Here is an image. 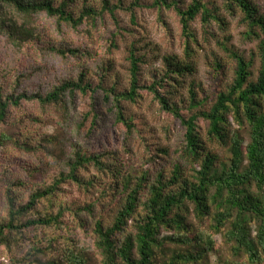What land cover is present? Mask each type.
<instances>
[{
  "label": "rangeland",
  "instance_id": "rangeland-1",
  "mask_svg": "<svg viewBox=\"0 0 264 264\" xmlns=\"http://www.w3.org/2000/svg\"><path fill=\"white\" fill-rule=\"evenodd\" d=\"M132 1L135 0H123L125 5ZM154 1L138 0V6L131 10L117 9L113 15L102 11L92 24L83 23L76 29L65 23L57 25L55 19L45 13L26 19L18 17L19 23L28 21L29 25L25 26L39 39L20 43L0 34V88L5 94L45 93L83 69L94 84L104 75L103 85L115 84L119 90L129 88V56L133 47L134 54L141 57L138 84L147 87L158 83L155 84L157 91L176 104L181 115L188 117L208 110L217 94L232 84L236 62L223 45L239 52L249 62V79L257 78L258 43L264 35L260 33L258 38L247 35V23L239 7L229 8L223 0H210L208 7L215 8L221 20L209 19L204 23L198 15L190 23L195 40L187 55L179 15L173 7L155 5ZM176 1L179 6L192 2ZM251 1L258 13L264 15V0ZM101 2L75 0L71 9L76 14L84 5L99 10ZM48 45L88 49L93 58L62 57L49 50ZM166 56L191 62L194 72L166 78L163 66ZM190 91L197 101L193 107ZM138 92L135 102H120L124 114L131 118L130 130L116 120L112 100H106L101 89L85 94L76 92L74 101L65 95L63 108L42 106L34 100H22L18 106H9L5 120L0 123V221L7 216L6 189H11L18 203H25L33 189L50 185L61 171H68L67 161L75 158L77 150L86 156H96L99 164L90 162L78 168L83 184L69 179L59 183L52 197L41 199L35 209L20 217L23 222L44 213L61 211L57 225L13 232L7 243L0 245V264H67L69 250L84 251L90 264H104L95 246L93 224L96 220L111 224L124 203L126 193L121 183L127 173L132 174L133 182L142 173L147 174V180L138 190L134 220L116 236L118 241L128 233H136L135 219L144 215L146 209L142 201L158 175H162L163 181L169 180L175 165L179 164L181 176L194 180L198 166H193L182 153L184 127L180 119L163 110L150 90ZM232 124L235 130L237 126ZM196 125L205 145L216 155L215 165L227 164L231 156L229 147L207 139V121L202 116L196 119ZM240 134L245 146L247 131L240 129ZM2 135H9L11 140H2ZM163 188L168 191L176 189V185L168 182ZM187 220L199 229L207 228L208 221H198L192 213ZM171 233L161 229L159 238ZM212 238L215 250L208 253L207 263L233 260L231 242L224 238L223 231L213 233ZM163 245V250L155 249V264L171 251L184 249L168 241Z\"/></svg>",
  "mask_w": 264,
  "mask_h": 264
},
{
  "label": "trees",
  "instance_id": "trees-1",
  "mask_svg": "<svg viewBox=\"0 0 264 264\" xmlns=\"http://www.w3.org/2000/svg\"><path fill=\"white\" fill-rule=\"evenodd\" d=\"M203 1L192 0L186 6H179L176 0L154 1L155 5L173 7L179 15L182 32L186 38L187 55L191 50V42L195 40L190 23L198 15L204 23H208L209 19L221 20L215 13V8L208 7L210 0ZM223 1L229 8L237 6L242 10L248 27L247 35L257 38L260 33L264 35V15L258 13L251 0ZM73 3L75 0H62L57 3L54 0H0V34L20 43L30 39L38 40L37 35L34 36L32 30L25 26L28 21L19 23L18 17L26 19L38 13H45L54 18L57 25L65 23L76 29L83 23L92 24L102 11L113 15L117 9L131 10L139 4L138 0L132 1L130 5H125L123 0H102L101 9L84 5L76 14L71 9ZM111 43L115 46L114 42ZM223 47L236 62L232 84L226 91L217 94L208 110L197 111L188 117L181 115L178 106L157 91L155 84L158 83L147 87L138 84V63L141 62V57L134 54L133 47L130 48L129 56V88L119 90L115 84L103 85L104 75L94 84L93 80L86 77L88 72L85 69L80 70L75 77L63 79L45 93L5 94L0 88V123L5 120L9 106H18L22 100H34L42 106L58 105L63 108L65 95L74 101L76 92L85 94L97 89L103 91L106 100H112L116 120L123 123L128 130L132 125L131 118L124 114L120 102H135L140 89L150 90L163 110L180 119L184 127L182 153L193 166H198L194 180L181 176L179 164L175 165L169 180L163 181L162 175H158L156 183L148 186V196L142 201L146 209L144 215L135 219L136 233H128L118 241L116 236L124 232L133 219L139 200L138 190L147 180V174L142 173L133 182L132 174L127 173L121 183L126 193L124 203L116 212L111 224L104 225L100 220L93 224L95 246L104 264H155V249L163 250L165 241L184 249L171 251L159 264H208V253L215 250L212 234L222 231L224 238L231 242L230 251L234 259H221L216 264H264V37L258 43L259 70L255 80L249 79V62L239 52L225 45ZM48 49L62 57L93 58L90 50L80 47L48 45ZM163 61L166 78L182 77L194 72L191 62L173 56H166ZM102 70L105 71L103 68ZM190 92V106L193 107L197 101L194 92ZM199 116L207 121V139L229 147L231 156L227 164L221 163L220 167L215 165L216 155L205 145L197 130L196 119ZM232 123L237 126L235 130ZM240 129L247 131L248 140L245 146ZM2 140L10 141L11 138L9 135H2ZM74 157L67 161V172L61 171L50 185L33 189L23 204L16 201L11 189H6L7 216L0 221V245L6 244L13 232L20 233L28 227L57 225L61 211L55 214L44 213L23 222L20 217L35 209L41 199L52 197L59 183L69 179L83 184L77 174L78 168L90 162L99 164L96 156H86L79 150L75 152ZM168 182L176 185V189L165 191L163 186ZM189 213L198 221L207 220L208 229H199L195 223L189 222ZM161 229L172 233L160 239ZM66 262L90 264L84 251L75 250L67 252Z\"/></svg>",
  "mask_w": 264,
  "mask_h": 264
}]
</instances>
